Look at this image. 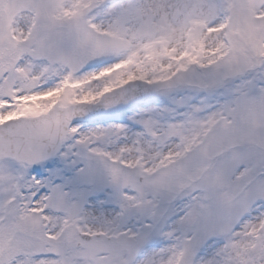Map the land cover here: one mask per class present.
<instances>
[{
  "label": "snow or ice",
  "instance_id": "snow-or-ice-1",
  "mask_svg": "<svg viewBox=\"0 0 264 264\" xmlns=\"http://www.w3.org/2000/svg\"><path fill=\"white\" fill-rule=\"evenodd\" d=\"M0 264H264V0H0Z\"/></svg>",
  "mask_w": 264,
  "mask_h": 264
}]
</instances>
